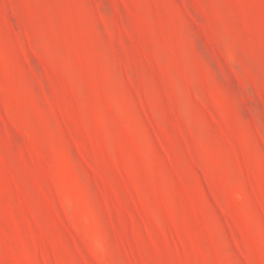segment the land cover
<instances>
[{"label":"rangeland","instance_id":"374dc122","mask_svg":"<svg viewBox=\"0 0 264 264\" xmlns=\"http://www.w3.org/2000/svg\"><path fill=\"white\" fill-rule=\"evenodd\" d=\"M0 264H264V0H0Z\"/></svg>","mask_w":264,"mask_h":264}]
</instances>
